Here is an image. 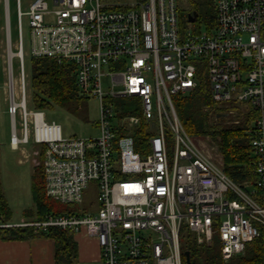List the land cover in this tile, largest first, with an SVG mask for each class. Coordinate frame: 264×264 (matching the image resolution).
I'll use <instances>...</instances> for the list:
<instances>
[{
	"label": "built area",
	"instance_id": "1",
	"mask_svg": "<svg viewBox=\"0 0 264 264\" xmlns=\"http://www.w3.org/2000/svg\"><path fill=\"white\" fill-rule=\"evenodd\" d=\"M182 1L35 0L23 12L21 0H16L20 100L10 60L11 146H41L36 155L44 153L49 198L76 207L93 184L97 208L16 225L0 222V228L31 227L37 233L57 227L73 235L84 233L99 245L96 264H183L184 229L198 243H210L218 233L225 261L261 236L264 0H215L211 30L194 28L188 17L183 26ZM24 17L32 57L73 65L80 95L98 101V136L64 137L61 126L47 122L43 111L28 110ZM8 18L9 5L7 23ZM201 76L215 104L230 114L252 109L258 115L248 131L256 157L254 183L233 182L181 124L173 97L193 91ZM127 108L140 115H126ZM142 128L150 135L137 152L136 131Z\"/></svg>",
	"mask_w": 264,
	"mask_h": 264
},
{
	"label": "trees",
	"instance_id": "2",
	"mask_svg": "<svg viewBox=\"0 0 264 264\" xmlns=\"http://www.w3.org/2000/svg\"><path fill=\"white\" fill-rule=\"evenodd\" d=\"M191 6L181 13V24L187 23L189 14L197 13L199 26L205 29L214 28L216 16L214 0H190ZM206 77L201 76L197 88L186 95H176L173 102L177 114L186 132L194 138H210L222 158L225 174L236 184L254 183L255 160L250 146L248 131L258 117L255 111L245 110L230 114L220 105L215 104L209 94ZM32 104L35 110L62 108L70 114L85 119L82 114L86 98L80 95L76 83L75 69L71 64H59L49 58H32ZM126 115H140L127 108ZM220 114H228L218 118ZM134 148L137 152L143 149L150 135L146 129L136 131ZM168 139L171 138L167 132ZM43 151L39 158L43 162ZM32 200L34 211L26 210L25 214L33 213L35 220H43L50 214L71 213L74 206L63 205L46 195L43 163L34 167L31 179ZM12 211L4 195L0 173V222L8 223ZM0 233L8 239H29L37 235L52 239L55 243L56 264H76L78 260V243L74 235L68 231L49 228L46 232H34L31 227L0 228ZM218 233L213 234L210 243H198L194 235L184 229L181 237L182 262L186 264L185 252L190 253L189 264H264V232L254 241L248 243L245 251L225 261L222 257V245Z\"/></svg>",
	"mask_w": 264,
	"mask_h": 264
},
{
	"label": "rangeland",
	"instance_id": "3",
	"mask_svg": "<svg viewBox=\"0 0 264 264\" xmlns=\"http://www.w3.org/2000/svg\"><path fill=\"white\" fill-rule=\"evenodd\" d=\"M34 1L35 0H21L22 11H29L31 4ZM189 1L190 0L182 1L184 8H190L191 4ZM6 4L5 0H0V173L2 189L4 190L12 208V217H16L19 220L23 217V210L25 208L28 209L34 206L31 192L32 174L37 162H43L39 156L36 155V152H38L41 148L40 145H35L30 142L29 144L20 145L19 150L10 149L11 145L9 138L10 131L12 130V123L11 117L8 114L9 77L7 69L9 52L13 53L11 63L14 76L15 95L18 97V101L20 100L19 76L21 61L17 55L19 52L17 2L16 0H9V3L7 4L9 5L8 23L6 19ZM8 25L9 28H7ZM22 27L27 108L28 110H35L32 104V42L27 17L23 18ZM193 27L196 29L200 28L198 22H194ZM201 28L205 29L203 25H201ZM239 111L245 112L244 109H239ZM43 112L47 122H55L61 126L64 137L89 138L98 136L97 122L100 116L99 103L93 98L86 99L83 106L82 114H84L85 119L70 114L66 110L59 107L46 109ZM237 113L239 112L237 111ZM16 131L17 135L20 137L22 135V130L19 115L17 116ZM198 141L204 152L215 163L220 164L221 166L222 158L218 152L219 150H217V146L213 144L212 140L210 138H199ZM22 151H24V153H22ZM168 154L170 159H172L174 154L173 140L169 141ZM83 198V203L76 206L73 211L77 212L78 209L90 211L97 208V190L94 188L93 184H91L89 189L85 191ZM97 262L91 264H96ZM76 264L88 263L79 261L78 259Z\"/></svg>",
	"mask_w": 264,
	"mask_h": 264
},
{
	"label": "crops",
	"instance_id": "4",
	"mask_svg": "<svg viewBox=\"0 0 264 264\" xmlns=\"http://www.w3.org/2000/svg\"><path fill=\"white\" fill-rule=\"evenodd\" d=\"M9 139L11 145V131ZM10 149L19 150L20 148L13 149L11 146ZM22 153H24V151H22ZM6 199L9 203L7 197ZM9 206L11 208L10 203ZM26 210H31L32 212L34 211V206L28 209L25 208L23 210V217L19 220L16 217H11L8 224L16 225L22 222L34 221V212L25 214ZM74 239L78 243L79 261L91 264L99 260V247L96 239H92L84 233L74 235ZM0 264H56L55 243L52 239L41 235H37L29 239L14 240L4 238V235L0 233Z\"/></svg>",
	"mask_w": 264,
	"mask_h": 264
},
{
	"label": "water",
	"instance_id": "5",
	"mask_svg": "<svg viewBox=\"0 0 264 264\" xmlns=\"http://www.w3.org/2000/svg\"><path fill=\"white\" fill-rule=\"evenodd\" d=\"M196 19H197V13L194 12V13L188 15V21L190 23H194L196 21ZM11 59L12 58H10V56H9L8 62H10ZM227 116H228V114H220V115H218V118H225ZM184 256H185L186 264H189L190 263V253L185 252Z\"/></svg>",
	"mask_w": 264,
	"mask_h": 264
},
{
	"label": "bare ground",
	"instance_id": "6",
	"mask_svg": "<svg viewBox=\"0 0 264 264\" xmlns=\"http://www.w3.org/2000/svg\"><path fill=\"white\" fill-rule=\"evenodd\" d=\"M12 55H13V53H12V52H9V56H10V58H12Z\"/></svg>",
	"mask_w": 264,
	"mask_h": 264
}]
</instances>
